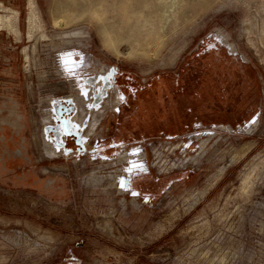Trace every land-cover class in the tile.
Listing matches in <instances>:
<instances>
[{
	"label": "rangeland",
	"instance_id": "374dc122",
	"mask_svg": "<svg viewBox=\"0 0 264 264\" xmlns=\"http://www.w3.org/2000/svg\"><path fill=\"white\" fill-rule=\"evenodd\" d=\"M0 1L17 10L20 30L0 29V264H264V0H33L35 30L25 22L27 0ZM213 32L254 68L258 117L246 133L233 126L198 148H161L164 137H148L158 147L147 148L151 160L189 170L163 194L129 198L113 166L52 159L43 148L56 50L78 46L149 79L172 73ZM106 221L115 236L100 229Z\"/></svg>",
	"mask_w": 264,
	"mask_h": 264
},
{
	"label": "flooded vegetation",
	"instance_id": "af4514ba",
	"mask_svg": "<svg viewBox=\"0 0 264 264\" xmlns=\"http://www.w3.org/2000/svg\"><path fill=\"white\" fill-rule=\"evenodd\" d=\"M53 63L59 80L42 108L43 148L52 159L113 166V182L132 199L151 201L189 173L151 160L147 148L158 147L148 137H164L161 148H198L218 132L246 133L258 117L254 68L220 32L201 37L172 73L149 79L78 46L56 50Z\"/></svg>",
	"mask_w": 264,
	"mask_h": 264
},
{
	"label": "bare ground",
	"instance_id": "6f19581e",
	"mask_svg": "<svg viewBox=\"0 0 264 264\" xmlns=\"http://www.w3.org/2000/svg\"><path fill=\"white\" fill-rule=\"evenodd\" d=\"M26 4H27L26 6H27V9H28V12L26 14L27 15L26 16V21H25L26 24H27V29H31V30H33V29L35 30V28L39 29L40 28V25H39L40 15H39V12L37 11V6H36V8H34L33 0H27ZM0 10H9L11 12V14H9V15L0 13V29L6 30L7 33H9V34H10V32H12V33L15 34V36L19 37L20 30L18 29L19 31H17V29L14 26L15 25L14 24L15 21L18 23V20H19V17H17V15H18L17 10H14V9H12L10 7H6L2 3V1H0ZM52 11H54V8L52 9ZM54 21H55V23L58 26L66 25V23H67V21H65V20H60V19H55V18H54ZM25 36H26V34H25ZM105 43L107 45H109V44L111 45L112 44V42H110V41H106ZM110 47H111L112 50L118 52V48L114 44H112ZM24 51H25V49H24ZM251 144H252V142H249V143L246 142L245 144L240 145L239 147H237V149L232 150L229 160L236 161L239 158H241L242 155L245 153L246 149L249 148L251 146ZM221 171L222 170H220V172ZM220 172H218V174L216 176H218L220 174ZM198 198H199V195H197L191 202H189L186 206H184L182 208V211L186 212L198 200ZM176 209H178V208H176ZM176 209H175V211H176ZM178 214H179V212H178ZM169 215H171V217H174L176 214L174 212H171ZM99 227H100L101 230L105 231L106 233L115 236V234L111 232L110 223L108 221L104 222V224L100 225Z\"/></svg>",
	"mask_w": 264,
	"mask_h": 264
},
{
	"label": "snow or ice",
	"instance_id": "6c2138e0",
	"mask_svg": "<svg viewBox=\"0 0 264 264\" xmlns=\"http://www.w3.org/2000/svg\"><path fill=\"white\" fill-rule=\"evenodd\" d=\"M255 119H256V117H253V118H252V121L254 122ZM121 186H123V181H122V185H121Z\"/></svg>",
	"mask_w": 264,
	"mask_h": 264
},
{
	"label": "water",
	"instance_id": "95a60500",
	"mask_svg": "<svg viewBox=\"0 0 264 264\" xmlns=\"http://www.w3.org/2000/svg\"><path fill=\"white\" fill-rule=\"evenodd\" d=\"M250 122H252V120H250ZM250 122H249V123H250ZM249 123H248V124H249Z\"/></svg>",
	"mask_w": 264,
	"mask_h": 264
}]
</instances>
